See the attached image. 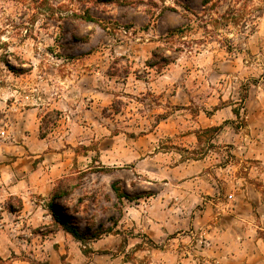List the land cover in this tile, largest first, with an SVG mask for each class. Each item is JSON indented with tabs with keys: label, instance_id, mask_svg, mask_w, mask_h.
<instances>
[{
	"label": "rangeland",
	"instance_id": "rangeland-1",
	"mask_svg": "<svg viewBox=\"0 0 264 264\" xmlns=\"http://www.w3.org/2000/svg\"><path fill=\"white\" fill-rule=\"evenodd\" d=\"M4 146L0 264H264V0H0Z\"/></svg>",
	"mask_w": 264,
	"mask_h": 264
},
{
	"label": "trees",
	"instance_id": "trees-1",
	"mask_svg": "<svg viewBox=\"0 0 264 264\" xmlns=\"http://www.w3.org/2000/svg\"><path fill=\"white\" fill-rule=\"evenodd\" d=\"M7 67L11 70H14L13 67L9 64L6 63ZM64 177H61L60 180H58L55 188V193H53L52 198H56L58 199L60 195H58V190L60 187V181H62ZM111 188L114 191L118 201L120 202V200L122 198H126L128 199V195L127 193L121 189L116 183H112L111 184ZM50 211H51V215L54 219L55 222H57L61 227H63V229H65L67 232H69L73 237H75L76 239L80 240V241H84L85 238H93V237H97L98 232H91L90 234L86 235L84 234L82 231H80L78 229V227L76 225L70 224L68 222V220L60 213L58 212V210L56 209V207L54 206V204L50 203L48 205ZM111 229H106V231H110ZM1 261V258H0Z\"/></svg>",
	"mask_w": 264,
	"mask_h": 264
},
{
	"label": "crops",
	"instance_id": "crops-1",
	"mask_svg": "<svg viewBox=\"0 0 264 264\" xmlns=\"http://www.w3.org/2000/svg\"><path fill=\"white\" fill-rule=\"evenodd\" d=\"M6 154H10L9 153L8 146H4L1 149V155L0 156L1 157H4V156H6ZM21 154H23V153L21 152ZM29 157L30 156H28V155L27 156H24V155L18 156L10 164L1 165V169L2 170H8L10 168V169L13 170V171H11V174H14V173L19 174V172L20 173H23L24 170H27V172H29V169H28V166H27V163L28 162H31L29 160ZM52 174H53V171L52 170L46 171L45 172V175L42 174L41 177H40V179L44 180V179H47L49 177H51V179H52ZM33 176L35 177V173L33 174ZM3 178H4V176L2 174V179ZM33 179H35V178H33ZM49 186H50V184H49ZM50 188H51V186H50ZM10 192L11 193H9V194H17L18 197L20 196V198L22 199V202L24 203V194L21 193V191L19 190V188L18 189H15L14 191H10ZM18 192H20V193H18ZM1 238L3 239L4 242H0V243H3L2 245L0 244V256L1 257H7V255L9 254V252L11 250V247H12L11 246V243H10L11 241H10L9 238H5V237H1Z\"/></svg>",
	"mask_w": 264,
	"mask_h": 264
}]
</instances>
